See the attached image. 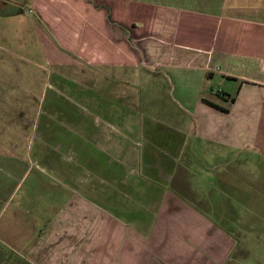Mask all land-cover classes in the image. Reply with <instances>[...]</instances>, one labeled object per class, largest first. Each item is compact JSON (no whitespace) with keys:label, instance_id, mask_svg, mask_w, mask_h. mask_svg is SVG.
Masks as SVG:
<instances>
[{"label":"crops","instance_id":"0c3cea01","mask_svg":"<svg viewBox=\"0 0 264 264\" xmlns=\"http://www.w3.org/2000/svg\"><path fill=\"white\" fill-rule=\"evenodd\" d=\"M89 1L141 46L83 44L77 58L45 47L41 63L0 65V216L26 184L32 199L5 234L23 232L26 264L233 263L239 241L219 201L203 199L264 200V0ZM165 79L173 126L137 111L128 90L149 87L150 101ZM227 155L260 160L221 173Z\"/></svg>","mask_w":264,"mask_h":264},{"label":"rangeland","instance_id":"374dc122","mask_svg":"<svg viewBox=\"0 0 264 264\" xmlns=\"http://www.w3.org/2000/svg\"><path fill=\"white\" fill-rule=\"evenodd\" d=\"M115 19H119V16L112 18L109 8L100 6L99 3L94 4V2L89 0H0L1 68L3 69L4 63L7 65L6 68L11 64H25L23 63L25 60H22V58H26V62L41 63V58L43 59L44 56H41L40 49L45 47L53 48L56 51L62 50L65 55L74 56L72 53L78 54L79 48H83V44L95 47L98 54L104 52L98 48L112 46L133 48V46H141V43L137 45L132 39L131 36L134 34L132 28H129V30L125 29L115 22ZM109 35H114L115 37L109 39L107 38ZM126 35L128 36L127 39L125 38ZM135 35L139 38L142 37L139 33H135ZM121 36L124 39H121ZM86 37H89V40ZM151 45H153V41L150 40L149 44H142L143 47L147 48H152ZM98 57L102 56L94 55V58ZM74 58L77 57L74 56ZM102 58L104 59V57ZM101 63L103 64V62ZM102 64L98 62L96 65ZM73 72V70H63L65 75L74 77L73 81L75 83H83L80 81L82 78ZM100 73L104 74L105 72ZM163 83L160 88L155 89L156 95L150 101L146 100L149 87H130L128 90L137 95L136 101H133L137 111L149 116V119L152 118L155 121H159L162 125L173 126L175 120L172 117V113L181 110L177 106L178 104L176 105L173 102L177 98V91L169 89V83L166 79ZM218 89L219 85L217 83L209 84L208 90L210 93L212 92L211 90ZM113 92L114 95H117L119 88L114 87ZM106 94L109 95V92L107 91ZM29 105L28 110L35 112L38 104L31 103ZM145 116L144 120L146 121ZM140 140L141 138H138L139 143ZM201 155L205 156L204 154ZM238 156L227 155L223 157L221 159L223 162H219L218 170L221 173L223 170L225 172L228 171V173H232V170H237L242 172V174L256 171L257 162L260 160L259 156L254 160L252 158L249 160L251 162L250 167H245L248 161L245 157L248 156L240 155V158ZM211 157L213 156L211 155ZM212 159L210 158L211 161ZM228 161H231L234 165L228 167ZM237 161L242 163L238 164ZM215 162L216 160L211 162L213 166H215ZM222 163L224 166L221 167L220 164ZM257 172L255 175H258ZM241 185L242 188L240 187V190L245 189L243 191L248 193L245 187H249V184L242 183ZM28 191V184H26L23 187L24 193L16 195L10 201V206L6 212L0 216V249L3 252L0 264H26L20 258V255H25V251L18 241L20 236L23 239V235H21L23 232H15V238L18 239H15L14 236L9 238L3 228L7 226L12 215L17 212V206L20 203L23 206L26 204L32 205V199H22L23 195L28 196ZM213 194V197L216 198L215 192ZM238 194L235 193L233 199L207 198L203 200L214 205L219 201L220 205L216 209L217 212L221 211V214L218 213L216 217H226L221 222L223 227L233 233L239 241L240 246L231 264H264V213L262 212L264 200L262 198L249 200L248 198H242L241 194ZM251 201L254 205L252 207L256 212L248 210ZM257 212L260 214H257ZM224 213L228 214L225 215ZM249 228L254 230L250 231ZM43 229H45V225H43ZM43 233L44 231H34V239H38ZM10 246H12L16 254L13 253Z\"/></svg>","mask_w":264,"mask_h":264}]
</instances>
